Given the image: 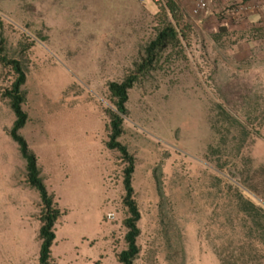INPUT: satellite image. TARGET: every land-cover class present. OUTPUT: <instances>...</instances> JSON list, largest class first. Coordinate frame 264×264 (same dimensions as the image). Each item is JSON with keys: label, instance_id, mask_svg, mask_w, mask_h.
Here are the masks:
<instances>
[{"label": "rangeland", "instance_id": "1", "mask_svg": "<svg viewBox=\"0 0 264 264\" xmlns=\"http://www.w3.org/2000/svg\"><path fill=\"white\" fill-rule=\"evenodd\" d=\"M36 1L0 8L9 19L0 20V264H40L42 225L39 194L9 134L15 115L3 94L16 75L8 62L25 70L29 120L20 133L63 212L52 264H120L126 164L107 148L117 113L108 85L134 71L164 24L179 42L129 91L122 117L141 213L134 264H220L215 249L264 264V246L247 244L264 243V215L246 217L234 200L239 192L264 211V32L247 29L256 12L226 13L216 0L217 21L201 30L190 0H170L169 11L136 0H59L48 14ZM226 15L230 31L220 26Z\"/></svg>", "mask_w": 264, "mask_h": 264}, {"label": "trees", "instance_id": "2", "mask_svg": "<svg viewBox=\"0 0 264 264\" xmlns=\"http://www.w3.org/2000/svg\"><path fill=\"white\" fill-rule=\"evenodd\" d=\"M144 51L140 63H135L134 71L128 75L122 82H111L108 85L109 92L115 100L117 113H110V123L108 126L110 135L107 143V148L116 150L120 153L122 160L126 164L124 169V205L128 210V216L124 221L127 229L125 241L127 248L118 256L120 264H134V261L140 253L137 245V239L141 234L138 226L141 220V213L137 201L135 200V191L133 187V174L135 172V157L129 152L127 146L120 142L123 135V116H127V103L129 101V91L132 90L140 77L146 76L152 69L153 65L158 62L160 54L171 45H176L179 42V33L171 24H164L156 34ZM8 64L12 67L16 79L9 89H7L3 97L8 99L9 106L15 115V122L9 131L11 138L18 145L20 154L26 163V176L29 186L35 189L40 197L42 213L41 227L39 238L40 246V264H52V247L56 241V225L61 218L63 212L58 207L55 197L49 192L45 181L42 177L41 169L38 164L36 154L29 148L27 141L21 135L20 131L26 126L29 116L23 109L26 96L23 91V86L26 83V73L19 61H10ZM235 204L238 210L246 217L259 218L264 215L263 209L257 207L254 203L246 200L239 192L234 195ZM256 250V246H264V243L258 239L247 243ZM244 249V246L242 247ZM229 249H215L220 264H238L244 260L240 258L233 260L232 254H228Z\"/></svg>", "mask_w": 264, "mask_h": 264}, {"label": "crops", "instance_id": "3", "mask_svg": "<svg viewBox=\"0 0 264 264\" xmlns=\"http://www.w3.org/2000/svg\"><path fill=\"white\" fill-rule=\"evenodd\" d=\"M30 1H34V0H30ZM221 1H223L222 2L223 8H222L221 11H226V13H228L230 11L229 8H231V3L230 2H227V1H224V0H221ZM261 1H258L257 3H256V1H252L251 3L257 5ZM58 3H59V0H47L45 2H38V0H37L35 2V6H37L39 8H43L45 10V12L48 14V13H52L53 12V9L55 7H57V4ZM191 5L193 7V4H191ZM214 6H216L215 3L211 6V10H210V13L209 14H202L200 17H198V18H200V20L198 22L202 26V27H200L201 30H203L202 28H205V29L208 28V26L211 23L217 21L214 13L212 11V9L214 8ZM7 7H10V8H13V9H18L19 10L21 8V5L19 3V0H0V8H3L4 9V8H7ZM191 10H192V8H191ZM255 12H256V14H253L252 16L249 17V22H250L251 25L249 27H247V29L249 30V33L250 34L254 33L253 31H255L257 28H262L263 29V32H264V22L263 21L262 22H259V18L261 19V17H259V14H262L263 13V15H264V12L262 10H257ZM192 17H193V15H192ZM229 19H231V18L228 17V20L222 21L220 23V26H225L227 28V31H230V29L228 30V28H229V22H233V24H234V21H230ZM231 29H232V31H234L235 30V26H232ZM214 31H215V33L216 32H219V31H216V29ZM223 31H226V30L223 29ZM260 32H262V30H260ZM217 35H224V34L220 31ZM248 52H252V49H249Z\"/></svg>", "mask_w": 264, "mask_h": 264}, {"label": "built area", "instance_id": "4", "mask_svg": "<svg viewBox=\"0 0 264 264\" xmlns=\"http://www.w3.org/2000/svg\"><path fill=\"white\" fill-rule=\"evenodd\" d=\"M139 4L145 5L152 3L158 5L169 11L170 0H136ZM173 2H182L186 0H172ZM193 4L191 14L194 17H200L202 14H209L211 10L212 3L216 0H190ZM231 3V12H239L242 14L253 13L257 10H262L264 12V0L259 4H253L247 0H224ZM0 20H9L6 15L0 11ZM264 43V39H263ZM107 218L112 220L114 218L113 214H108Z\"/></svg>", "mask_w": 264, "mask_h": 264}]
</instances>
